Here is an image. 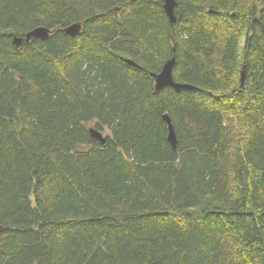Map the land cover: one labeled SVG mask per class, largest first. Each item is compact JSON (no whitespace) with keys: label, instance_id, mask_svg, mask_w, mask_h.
Masks as SVG:
<instances>
[{"label":"trees","instance_id":"16d2710c","mask_svg":"<svg viewBox=\"0 0 264 264\" xmlns=\"http://www.w3.org/2000/svg\"><path fill=\"white\" fill-rule=\"evenodd\" d=\"M165 2L0 0V264H264V0Z\"/></svg>","mask_w":264,"mask_h":264},{"label":"water","instance_id":"95a60500","mask_svg":"<svg viewBox=\"0 0 264 264\" xmlns=\"http://www.w3.org/2000/svg\"><path fill=\"white\" fill-rule=\"evenodd\" d=\"M175 6H176L175 0H166L165 5H164L165 13L169 17L172 24L175 23L177 20L176 15H175ZM66 32L68 34H74V33H76V28L71 27V28L67 29ZM49 33H50L49 30H47L45 28H37V29L33 30L32 32L27 34L25 41L30 42L33 38L45 39L49 36ZM16 41L19 44L22 43V39H17ZM174 66H175V57H172L163 66L162 71L159 74H151V76L155 79L156 91H160L166 87H171L178 92L181 91L182 89H184V90L192 89L191 86L186 85V84L177 83L174 80V77H173ZM241 83H242V86L245 83V72L242 73ZM164 119L167 122L168 129H169L168 141L171 143V145L174 148H176L177 137H176V133H175V130H174V127L172 124V120L170 119V117L168 115H165ZM90 133H91V137L93 139L100 141L102 144H106L107 138L102 133L98 132L97 130H95L93 128L90 130Z\"/></svg>","mask_w":264,"mask_h":264},{"label":"rangeland","instance_id":"374dc122","mask_svg":"<svg viewBox=\"0 0 264 264\" xmlns=\"http://www.w3.org/2000/svg\"><path fill=\"white\" fill-rule=\"evenodd\" d=\"M78 28H80V26H78ZM78 30V29H77Z\"/></svg>","mask_w":264,"mask_h":264}]
</instances>
